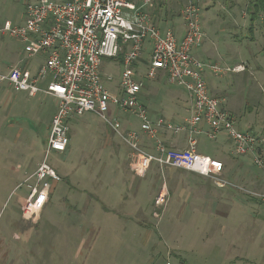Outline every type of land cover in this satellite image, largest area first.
<instances>
[{
	"label": "rangeland",
	"instance_id": "rangeland-1",
	"mask_svg": "<svg viewBox=\"0 0 264 264\" xmlns=\"http://www.w3.org/2000/svg\"><path fill=\"white\" fill-rule=\"evenodd\" d=\"M26 1L0 0V24L6 20L13 22L15 16L22 15ZM247 3L248 0H206L200 6L199 24L205 44L213 47L211 62L207 64H216L224 69L236 65L245 67L241 74L228 72L215 75L218 80L221 77L218 88L222 89L219 97L226 101L223 107L234 116L240 129L246 130L244 126L249 124L253 127L251 132L264 135V22L260 17L249 33ZM165 4L153 14L154 22L160 29L166 28L168 22H171L172 29L180 32L183 24L181 2L173 0L172 4ZM20 49L21 45L16 40L0 34V75L7 73ZM227 52L229 56L233 54L228 63L224 60ZM147 57L146 54L142 56L144 59L139 64L141 70ZM105 62L104 73L113 75L115 81H118L121 69L119 62ZM153 85L162 89L165 83L154 81ZM112 86L115 87L116 83ZM157 98L159 103H164L163 91ZM52 102L51 97L39 94L29 98L26 93L14 92L7 83L0 82V264L218 263L212 258V251L215 248L225 249L229 242L222 238L211 241L217 235L216 230L212 232L210 229L206 233L205 228L202 231L203 225L196 223L171 225L165 212L160 219L152 217L155 192L162 185L156 167L149 170L152 176L149 181L153 182L154 192H150V183L146 177L140 179L138 196L147 207L148 218H139L140 224L128 223L125 233L119 232L115 225V216L118 218L121 208H113L111 202V212L106 215L99 203L89 207V194L94 182L90 186L86 177L88 170L98 172L102 162H109L123 171L124 184L127 176L132 175L128 148L119 139L118 143L110 146L104 142L102 136L110 130L98 116L91 113L74 118L69 123L68 152H52L48 156V163L61 177V181L50 190L49 201L38 215L25 214L22 206L29 190L28 185L34 184V179L29 178L46 149ZM184 104L185 111H189L187 98ZM185 111L182 110L179 116L186 117L188 114ZM128 120L135 130L134 127H138L136 119L120 113L118 121L121 124ZM213 144V140L205 138L198 143V150L212 155ZM112 151L117 152V155L114 154L116 159ZM97 158H101V161H96ZM243 169L246 177L240 175L235 181L247 185L248 178L253 181L252 192L264 193V171L257 170L252 164ZM193 176L199 180L196 175ZM196 182L206 184L205 181ZM98 187L95 191L99 193L102 188ZM123 191L125 194L121 193L120 197L131 194L127 186L123 187ZM243 193L252 198L246 196V199L258 201L248 190ZM107 218L111 221L113 218L112 226L106 225ZM205 236L210 240H206ZM241 244L244 246L243 242L235 243L233 253H239ZM249 245L252 246V242ZM252 250L245 246L242 255L254 257Z\"/></svg>",
	"mask_w": 264,
	"mask_h": 264
},
{
	"label": "built area",
	"instance_id": "built-area-1",
	"mask_svg": "<svg viewBox=\"0 0 264 264\" xmlns=\"http://www.w3.org/2000/svg\"><path fill=\"white\" fill-rule=\"evenodd\" d=\"M158 1L27 0L21 23L6 20L0 24V34L16 40L26 59L43 58L35 74L15 65L5 75H0V82L29 97L49 96L58 106L50 121L43 159L29 178L34 179V184L28 185L22 206L25 214L39 213L49 201L50 190L61 177L48 163V156L68 149L70 119L88 113L107 121L118 134L120 123L117 119L113 122L107 119L109 111L136 117L140 132L155 142L150 153L139 147L137 132L128 131L122 136L135 157L137 175L144 174L151 164L206 177L219 175L223 164L195 149L194 137L201 133L199 125L202 123L207 126L208 139L224 134L232 144L234 156H250L253 165L264 171V135L239 129L234 116L222 107L219 99L209 94L204 78L206 69L221 75L240 73L245 67L236 65L224 69L192 54L193 48L203 41L199 12L206 0H179L184 26L180 39L172 29H160L154 23L152 14ZM144 53L148 57L141 70L139 64ZM105 60L110 64L115 60L119 62L118 81L104 73ZM159 73L170 84L184 90L189 99V113L180 122L163 117L152 122L140 104L144 80H153ZM46 77L50 80L42 88L40 81ZM161 131L185 134L189 147L179 150L165 146L158 142ZM248 193L264 204V193ZM166 196L161 189L153 205L162 207Z\"/></svg>",
	"mask_w": 264,
	"mask_h": 264
},
{
	"label": "crops",
	"instance_id": "crops-1",
	"mask_svg": "<svg viewBox=\"0 0 264 264\" xmlns=\"http://www.w3.org/2000/svg\"><path fill=\"white\" fill-rule=\"evenodd\" d=\"M172 2L173 0H165L166 3L165 5L172 4ZM154 13L155 14L157 13L155 9L153 11V14ZM153 14H152V18L154 16ZM21 17L22 15L15 16V20L13 21V23H21L22 21ZM153 21H155V19H153ZM172 25L173 24L171 22H168L167 26L165 27L172 29ZM172 30L174 31L175 36L178 39H180L184 33V26L182 24L180 32L177 31V29H172ZM211 46L213 45L211 44ZM212 48L208 44H205L203 37V41L201 42V44L193 48L192 54L194 55V57L204 62H211L212 59L211 57L213 56ZM17 53L18 56H16L15 54L16 60L13 64L10 65L8 71L11 67L15 65H19L26 67L27 69L30 70L32 74H35L39 69L40 65L42 64L43 58L35 57L30 60L26 59L24 54L21 52V49ZM225 56L226 57L224 58V60L225 62L228 63L230 61V58L233 56V54L230 53L229 56V53L227 52ZM143 59L144 58H142V60ZM104 69L105 66L103 67V71ZM243 72H240L239 74ZM223 76L225 77V75H222V77ZM216 77L217 76H215V74H213L209 69L205 70L204 78L207 84L208 92L211 96L219 99L223 107L224 103L226 104V101H224V98L219 97L222 92V89L218 88L220 86L219 81L221 80V77L219 78L220 80H218ZM48 80H50L49 77H46V79H42L40 81V87L42 88L45 87ZM154 81L162 82V84L165 83V85H167V88L165 87V85L163 86L162 89L158 88L156 85H153ZM143 85L144 86L141 90L139 101L140 104L147 110L149 119L152 122H155L158 117L169 119L172 122H180L182 120L184 116L182 117V115L181 116L179 115L181 114L182 110L185 111L184 100H186V98L188 99L184 90L170 84L162 73H159L158 76L153 80H144ZM112 88L115 89L116 86L115 87L112 86ZM161 91H163V97L165 99L164 103H159V99L157 98V95H159ZM39 95L46 96L44 94H39ZM36 96H38V94ZM147 97L148 100H146ZM52 101H53L51 103L52 110L49 113L48 132H49L50 121L54 116V114L56 113L58 107L57 101L53 98ZM223 108L226 109V107ZM226 110L229 112L228 109ZM186 112L188 114V111H185V113ZM164 113H168L172 117L174 116L175 118H171L170 115ZM125 114L133 116L130 113H125ZM119 115H117L116 113H114L113 110H111L109 111L107 119L113 122L116 119L117 120L119 119ZM133 117L136 119L135 116ZM74 118H71L69 123ZM101 120L110 130L108 133H105L102 136V140L104 142L106 141V143H108L109 146L113 143H118L120 141L121 144H123L124 146H126V148H128L127 145L124 143L122 136L125 135L126 132L128 131H135L139 134L138 137L139 147L145 152H150V153L153 152V147L155 145V142L153 139H148L143 133L140 132L139 122L137 119L136 121L138 127H134L135 130H133L132 123L129 120L126 121L124 124H121L119 122L121 126L119 129V134L113 131L109 127L107 121L103 119ZM245 127L246 130L248 129V131L253 130L252 129L253 127L249 124L244 126V128ZM199 129L201 133H199L194 137L195 149L198 153L208 157L211 156L210 158L216 159L223 164V170L219 175L213 177H206L195 172H190L178 168L160 167L157 164H151L144 174L137 175L135 171V167H136V162H134L135 157L133 156L132 151L128 148L127 149L129 150L128 158L130 160V171L132 175L127 176V180L125 183L126 185L123 182V177H124L123 171L118 169L116 165L112 166V164L109 162L107 163L102 162L101 169L98 172H94L91 169L90 171L88 170L86 177L88 178L90 186L94 182V185L92 184L91 186L92 191H90L89 194V198H91L89 207L92 208L94 205L99 203L101 205V209H104L106 215L109 214V212H111L110 211L111 206L121 208L120 209L121 213H119L120 215H118V218L117 216H115L116 217L115 225H117V229L119 230V232L122 231L125 233L127 230V226L129 225L128 223L140 224L139 218H145V216L148 218V215H146L147 207L145 208V204L139 198L138 193L140 190L141 180L144 179L145 177L148 179V182L150 183L149 184L150 192L155 191V188L152 187L153 182L149 181L150 178H152L151 171L149 170H151L152 167H156L159 172L157 176L161 178L162 185L158 189H156L157 191L155 192L156 193L155 195H157V193L161 189H163L167 196L165 203L162 207L156 208L153 205L154 206V210L152 212L153 218L160 219L162 214L165 212L166 215H168V221L169 223H171V225L173 224L187 225L189 223H193V224L196 223L199 225H203L202 231L205 228L206 233H209L210 229L212 230V232L216 230L217 235L214 239L210 237L211 241L220 240L222 238L223 241L229 242L228 245L225 247V249L221 250L219 248H215V250L212 251V258L218 261L217 264H262L264 263L263 261L264 260V204H262V202H258V201L253 202L252 200H248L246 198L247 197L251 198V197L247 195L246 197L244 195L245 193L242 194V192H246L247 190L251 191L253 189L251 187L253 184L252 180L247 178L246 179L247 185L245 184L241 185L238 184V181L237 182L235 181V179L240 175L246 177V173L244 172V169L242 171L241 168H245L249 164L253 165L251 157L234 156L232 154V144L224 134H219L215 139H212L214 141L212 155H207L205 153L200 152L198 150V143L203 139L207 138L205 135V132L207 130L206 124L204 123L200 124ZM115 135L117 136V138H115L116 137ZM201 136L205 138L199 139ZM117 139H119L118 142ZM158 142H161L162 144H164L169 148L179 149V150L187 149L189 147V143L185 134L172 135L170 132L161 131L158 136ZM67 152L68 149L62 154H65ZM227 153L231 154L232 158L228 156ZM112 154H113V158L116 159L117 157H115L114 154L117 155V152L114 151L113 153L112 151ZM41 161H39L37 165ZM96 161L100 162L101 158H97ZM257 170H259V168H257ZM193 175H196V177H198L199 180L195 178V176ZM192 178H194L195 180ZM196 180L205 181L206 184L198 183L196 182ZM97 186L102 188L99 191V193L95 191V188ZM124 186H127L131 190V194L122 195L120 197L121 193L125 194V192L123 191ZM111 202L112 205L110 206L109 204ZM39 213H37V215ZM111 219L112 221L108 220V218L105 220L106 225L108 226L113 225L114 220L113 218ZM147 223L150 224L149 222ZM205 239L210 240L208 236H205ZM239 241L243 242L244 246L241 244L239 253L235 254L233 253V250L236 247L235 243ZM249 242H252V246L249 245ZM245 246L246 247L248 246L251 249H253L251 253L254 254V257L247 258L242 255L244 254ZM171 255L177 257V255L174 253H171Z\"/></svg>",
	"mask_w": 264,
	"mask_h": 264
},
{
	"label": "trees",
	"instance_id": "trees-1",
	"mask_svg": "<svg viewBox=\"0 0 264 264\" xmlns=\"http://www.w3.org/2000/svg\"><path fill=\"white\" fill-rule=\"evenodd\" d=\"M165 0H159L155 6V11L158 12L159 9L164 5ZM247 12L249 13L250 23H249V33L254 29V23L262 17L264 22V0H248ZM262 33L264 37V25L262 27ZM264 47V42H263ZM57 172V171H56ZM58 173V172H57Z\"/></svg>",
	"mask_w": 264,
	"mask_h": 264
}]
</instances>
